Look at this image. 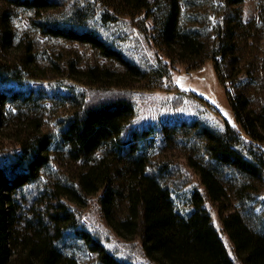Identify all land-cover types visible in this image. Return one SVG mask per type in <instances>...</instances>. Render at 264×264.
Returning <instances> with one entry per match:
<instances>
[{"label": "trees", "instance_id": "obj_1", "mask_svg": "<svg viewBox=\"0 0 264 264\" xmlns=\"http://www.w3.org/2000/svg\"><path fill=\"white\" fill-rule=\"evenodd\" d=\"M218 1L209 47L181 26L208 0H0V264H80L63 247L69 232L99 264H264V235L221 180L233 168L264 182V105L257 112L245 92L230 89L249 74L236 18L225 15L246 0ZM20 12L43 37L88 45L118 66L41 57L34 37L14 28ZM260 12L264 20V1ZM208 61L235 125L198 95L201 116L178 115L188 92L168 107L145 100L180 92L175 76ZM170 142L188 152L183 166L193 175L182 184L165 156Z\"/></svg>", "mask_w": 264, "mask_h": 264}, {"label": "rangeland", "instance_id": "obj_2", "mask_svg": "<svg viewBox=\"0 0 264 264\" xmlns=\"http://www.w3.org/2000/svg\"><path fill=\"white\" fill-rule=\"evenodd\" d=\"M263 1L246 0L240 9L228 12L225 15L229 18H236V21L233 20L238 37L237 53L241 58V66L247 65L246 71L249 74L248 77H245L243 84L239 86L229 82L230 89L234 94L238 91L245 92L251 100L252 107L257 112H260L264 105V20L260 14ZM218 3V0H208V6L205 5L203 7L204 13L202 15L184 17L181 24L184 30H195L198 37L207 42L209 47L212 45L215 37L214 26L216 19L213 11L214 6L218 5ZM239 16H241L243 22L240 26L237 25V17L239 18ZM13 25L18 34L22 35L25 32H29L34 37L36 52L43 58L44 55L47 57L51 53L55 57L61 55L58 61L63 65L72 61L80 67H84L90 63L103 67L118 66L114 61L102 58L95 49L88 45L43 37L37 31L30 28L27 16L22 12L16 14ZM42 60L47 64L45 59ZM223 68L225 73L229 75L231 69L228 63ZM173 84L178 86L180 92L161 91L152 93L151 95L153 96L146 97L147 99L145 100L147 103L154 101V106H165L174 100L173 97H178V93L188 92L181 101V107L176 110L178 115H184L188 119L201 116L205 106L203 108L197 102L198 95L218 108L228 122L236 124V117L230 105L226 88L219 79L213 61H208L201 69L196 71H181L173 79ZM207 116L219 123L224 122L221 115L207 113ZM187 126L184 125V128ZM175 129L177 128H174V126L168 128L170 136L177 134ZM187 155V150L181 148L180 145L174 142H170L167 145L165 156L174 160L176 165L179 166H177V180L174 183L179 184L182 182L180 179L184 178V173L189 176L193 175L189 170H185V166H183ZM192 179L194 181L190 183L191 185L199 182L196 176ZM221 180L234 201V208L243 214L244 220L253 230L264 235V182L242 174L233 168H225L221 173ZM209 209L229 252L233 255L230 239L222 232L221 219L217 208L209 204ZM119 213H121V210ZM117 242L120 243L121 241ZM63 243L65 251L75 256L80 264H99L98 256L81 245L80 241L76 240L72 233L69 232L66 235Z\"/></svg>", "mask_w": 264, "mask_h": 264}]
</instances>
